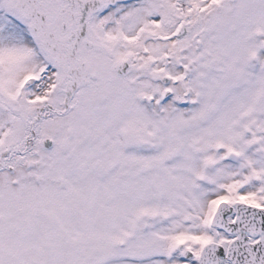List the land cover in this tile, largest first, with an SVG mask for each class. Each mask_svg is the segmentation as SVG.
Masks as SVG:
<instances>
[{
    "label": "snow or ice",
    "instance_id": "obj_1",
    "mask_svg": "<svg viewBox=\"0 0 264 264\" xmlns=\"http://www.w3.org/2000/svg\"><path fill=\"white\" fill-rule=\"evenodd\" d=\"M0 264H264V0H0Z\"/></svg>",
    "mask_w": 264,
    "mask_h": 264
}]
</instances>
